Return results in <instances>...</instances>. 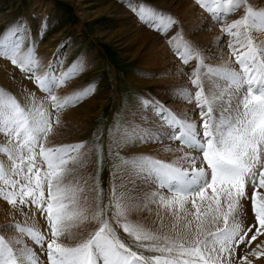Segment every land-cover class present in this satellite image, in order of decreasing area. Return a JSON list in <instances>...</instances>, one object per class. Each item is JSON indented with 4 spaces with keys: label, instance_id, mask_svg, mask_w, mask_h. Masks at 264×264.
<instances>
[{
    "label": "snow or ice",
    "instance_id": "snow-or-ice-1",
    "mask_svg": "<svg viewBox=\"0 0 264 264\" xmlns=\"http://www.w3.org/2000/svg\"><path fill=\"white\" fill-rule=\"evenodd\" d=\"M197 3L212 14L217 23L243 7L244 14L222 29L233 38L229 40V48L239 71L229 66L207 68L205 74L216 73L226 83L223 86L215 83L206 93L200 53L188 45L182 50L174 48L185 64L193 57L200 61L190 77L196 89L194 99L191 93L186 95L188 90L178 93L187 102L195 103L200 121L177 117L162 107L154 108L169 132L145 130L137 139L141 142L178 141L180 147L166 150L180 151L183 155L172 163L147 156L122 161L130 166L124 169L129 179L147 174L153 178L157 189L140 196L133 194V190L121 192L113 183L109 201L115 209L113 218L123 230L141 242L140 247L162 255L146 257L131 250L117 236L106 218V208L99 203L91 215V219L98 222L97 229L74 245L61 242V237L71 235L70 229L77 221L88 218L80 203V194L84 191L80 181L65 182L75 172L74 166L83 155L85 145L46 147L42 140H47L52 131L51 114L39 107L25 109L15 97L0 93V133L11 144L0 151L12 162L10 173L0 164V198L13 207L30 203L41 214L46 213L50 228L49 264H231L228 257L234 253V246L244 242L248 234H241L237 218L240 201L247 198L248 183L254 189L251 208L259 227L247 243L264 235V49L257 48L251 38L253 30L264 31V11H255L247 0H197ZM221 9L224 14L218 15ZM133 10L141 22L161 34L166 35L175 24L172 17L143 5ZM175 39L177 37L169 40V44ZM237 45L243 50H238ZM21 48L20 41H10L6 34L0 38V57L10 59L21 71L33 73L29 78L49 96L57 113L56 123H59L61 110L79 103L91 94L90 89L94 91V86H89L82 93L61 100L52 94L53 90L74 78L83 65H73L61 77L51 69L41 77L35 75L39 62L34 49L29 47L22 56ZM142 103L151 107L148 101ZM122 138H127V130ZM41 162L45 170L38 166ZM113 177L115 180L116 173ZM163 189H167V195ZM99 193L97 181L98 202L102 199ZM151 204L175 217L174 235H160L126 219L121 223L120 218L126 217L129 211L148 208ZM188 204L190 210L186 208ZM14 227L44 249L46 238L38 229L20 224ZM251 230L249 227L248 231ZM13 243L19 245L21 241H7L0 236V264H26V261L39 264L34 252L14 249ZM257 248L260 250H253L249 255L264 256V247L258 244ZM242 260L247 261V257Z\"/></svg>",
    "mask_w": 264,
    "mask_h": 264
},
{
    "label": "rangeland",
    "instance_id": "rangeland-1",
    "mask_svg": "<svg viewBox=\"0 0 264 264\" xmlns=\"http://www.w3.org/2000/svg\"><path fill=\"white\" fill-rule=\"evenodd\" d=\"M107 1L125 10L130 15V18H134L138 24L141 23L140 25L145 28L147 32L149 30L157 34L162 39V41L167 40V38L172 39L170 35H173L175 37H177L178 35V38L173 40L171 45L169 44L168 40L166 41V44H168L169 46V54H172V57H174V59L178 61L185 70H188V72L186 71L185 74L189 78L190 83L188 81L189 88H185V90H188L186 95L191 93L194 99V93L196 89L193 88L192 80L190 77H192V74L197 69V65L198 63H200V61L193 57L189 59V62L187 64H185L174 51V48L176 47H180L182 50L184 45H188L191 49L200 53L201 57L203 58L201 78L206 93L209 91V89L215 87V83H219L222 86L226 83L225 81L220 79V77L216 73L205 74L207 68H221L225 66V63L220 65L216 64L215 61H213L212 63L208 60V57L205 56V53L207 52L205 48L199 46L200 44H196V41L191 39L188 33H184L183 27L184 29H186L187 27L183 25V23L181 22V16L177 12H174L172 7H167L157 0ZM92 2V0H80V3L82 5H88ZM189 2L193 3L194 6L201 10L208 21L216 28V30L219 31L217 32L219 33V36H221V48L225 51L227 57L229 56L228 61H230V63L228 62L227 66L233 67L236 70V66H234V64L232 63L234 62L235 56L232 54V50L229 48V41L227 40V38H233L230 36L227 37L228 34H226L222 29L224 26L231 24L234 20L239 19L244 14L243 7L231 14H228L226 18L217 23L212 14L202 8L197 3V0H189ZM247 2L254 8L255 11H264V6L259 5L254 0H248ZM141 5L146 8L156 10L162 14H166L167 16H170L174 19L175 24L169 28L166 35L161 34V32L155 30L153 27L141 22V20L133 10L138 9ZM97 8L98 7L91 6L89 8H86V10L93 14L97 12ZM33 9L44 13L43 18L41 19L35 14L30 13ZM223 14V9H221L218 15ZM122 26L125 27V25H123V20H119L114 15L108 16V14L102 15L100 17L98 16L91 21H87L82 15L80 7L73 0H0V38L4 37L6 34L7 37L11 39L10 41H20L22 44V56L26 55L27 49L29 47L34 49L35 59L39 62L38 66L35 68V75L43 77L48 74L51 69V71L55 72L57 77H61V75L73 65H83L84 68L82 67L83 69L81 71H78L74 78L69 79L66 84L55 88L52 93L53 95H56L58 98L63 100L64 98H71V95H73V93H82L85 88L94 86V91L90 89V95L93 96L94 101H92L89 105L86 104V100L91 97L87 95L88 97H84L82 100H80L79 103L75 104L74 106H70L61 110L69 111L82 105L84 109L88 108L89 111H91L93 110L91 106L94 104H96L95 109L98 110V112L94 114L95 116H93L92 113L89 115L86 120V128L83 126V131H81V129H78L77 131V134L80 136V140H83L81 142L85 145V148L88 152V158L91 163L90 171L92 170L93 173L92 174L90 172L92 175L90 176L91 195L86 199V208L83 207L84 209H86L85 214L88 218L81 222L77 221L70 229L71 235L61 237V242L68 245H74L78 241L87 238L90 233L94 232L97 229L98 222L96 220H92L91 215L96 211L99 203L101 206H104L106 208V218L109 220L113 229L116 231L117 236L128 247H130L131 250L136 251L138 254H141L143 256L152 257L162 254L153 252L146 247H140L139 244L141 242H137L132 236L126 233L123 228L117 223V220L113 218L114 207H112L109 203L113 189V184L111 185L112 181L110 180V177L111 175H113L115 170L118 169V167L121 168L122 166H124L122 161L128 160L126 153H124L123 150L121 151V149L117 145L119 141L118 137H120V134H122L121 130H124V127L128 120L134 118V123L137 122L138 119H136V115H131V111L133 109L139 111L142 109V111L140 112H142V114L145 113L144 115H148L150 114V112L154 114L152 110L157 107H162L166 110L169 109L171 113H177V110L173 108V101H177L178 103L185 102L187 103L186 105L193 104V108H195V111L193 113L194 117L198 116V109L196 108L194 102L190 103L182 99L178 95L179 91L177 90V88H164L162 91H160L158 90V88H153V85L144 87L139 83L133 84V82L131 83V81L128 80V78L131 76L132 78L137 80H148V82H150L154 80V77L150 74V72H147L146 66L139 64L138 61L130 60L128 56H123L122 51H130L131 46L133 45H131L130 42L121 44L122 40L119 36H116L118 35L117 32L121 30ZM181 31L184 33V35H182ZM98 32L114 34L115 36L111 40L112 42H106L103 40V38L97 36ZM259 34L262 35L261 32L258 33V30H253V32H251V38L257 48L264 49V42L262 44L261 42H258V39H256L257 35ZM127 47L129 48L127 49ZM236 47L240 51L243 50L242 48H240V45H237ZM56 58H58V61L55 60ZM2 60L7 62L11 68L17 71L20 78L29 84L33 99L23 101V98L21 99V97L15 90H11L10 87L4 85L1 82L0 93H3L5 96L11 95L12 97H15L18 103L25 109L37 107L43 108L47 113L51 114L52 127L56 128V119H54L56 113L55 109L52 106L49 96L37 86L33 79L29 78L33 75V73L21 71L20 68L13 65L11 60L8 58L0 57V61ZM162 77H164V75H160L159 78ZM73 84H75V86ZM137 84L140 86H138ZM160 94H164L165 96H162ZM36 97L41 98L40 100L42 101V104L35 103L34 98ZM142 101H148L151 107L145 106ZM171 104L172 106H169ZM33 105L35 107H33ZM148 121L149 122L147 124L149 129H155L157 126H159L156 125V121L154 120ZM51 136H53V133L49 134L47 140H42V143H44L46 147L54 143V139ZM141 146L145 147L149 146V144H138L137 147ZM5 147H11V144L9 142V139L4 136L3 133H0V148ZM134 148L135 147H130L128 150ZM139 155L137 154L136 156L142 157L143 154L139 153ZM5 159L7 161L6 164H8V168H6L7 166L5 165ZM8 159L9 158L7 154L0 151V164H2L5 169L9 170L10 173V166H12V162L10 163L11 160ZM97 181L99 182V194L102 198L99 202L97 201ZM0 184H2V182H0ZM253 190L254 189L251 183L246 184L247 198H242V200L240 201V207L242 209L249 206V213L252 220V230L248 231L249 225L248 223H246L248 227L243 232H247L248 234L247 236H245L244 242H241L238 245L234 246L235 252L239 249H241L240 251L247 250V248L251 246L250 244L254 243L253 241L258 240H252L250 244L247 243V241L251 240V236L255 234L256 228L259 227V224L258 222H256L254 213L251 208V194ZM162 191H164V193L167 195L166 189H163ZM0 202L5 204L6 206H9V204L3 198H0ZM18 207L23 212H28L29 210L33 209L38 213L39 217L41 216L40 218L43 222V227L42 231L40 232L46 238L43 250H41V248L37 244L29 239L27 235L21 234L17 230L16 233L23 236V239H25L30 248H28V251H32L35 253L36 257L39 260V264H49L47 259V240L50 239V228L46 220V213L41 214L36 209V207L34 205H31L30 203L28 204V206L18 205ZM186 208L190 210L191 205L188 204ZM22 222L24 221L22 220L20 221V223L12 222L11 224L13 225V228H15L14 225L16 224L30 227L27 223ZM163 223H165V221H163ZM83 229L85 230V232H83ZM243 229L244 228H242V230ZM243 232L241 234H243ZM5 233L6 232L4 230V225H0V236H3L5 240L8 241V237ZM159 233L163 234L162 229L159 231ZM172 233L174 234V232ZM142 243L148 244L149 242ZM11 246L14 249L22 248L21 245L20 247L19 245L15 246L14 244H12ZM238 253L239 252L232 254L233 258L236 257V254ZM263 258L264 257H260L259 260L263 261ZM235 264H242V256L240 257V259L236 260Z\"/></svg>",
    "mask_w": 264,
    "mask_h": 264
},
{
    "label": "bare ground",
    "instance_id": "bare-ground-1",
    "mask_svg": "<svg viewBox=\"0 0 264 264\" xmlns=\"http://www.w3.org/2000/svg\"><path fill=\"white\" fill-rule=\"evenodd\" d=\"M73 1H75V3L80 7L82 15L87 21H91L94 18L98 16L100 17L105 14H108V16L114 15L119 20H123V25H125V27L122 26L121 30L117 32L118 35L116 36H119L120 39L122 40L121 44L130 42V44L133 45L131 46L132 50L131 49L130 51L128 50L129 53L126 50L122 51L123 56H128L130 60L138 61L139 64L146 66L147 72H150V74L153 75L154 77V80L148 82V80H137L130 76L128 80H130L131 83L132 82L133 84L139 83L143 85L144 87L153 85V88L155 89L158 88V90L160 91H162L164 88H177V90L180 92V90H185V88L187 89L189 88V84H188L189 78L185 74L186 71L188 72V70H185L184 67H182V65H180L179 62L174 59V57H172L173 55L169 54L168 52L169 46L168 44H166L167 43L166 41L167 40L169 41V39L171 38H167V40L162 41V39L157 34L149 30L147 32L146 29L140 25L141 23L138 24L134 18H130L129 17L130 15L125 10L121 9L120 7L112 4L111 2L107 0H92L93 2L88 5H82L80 3V0H73ZM157 1H159L161 4L167 7H172L174 12H177L181 16V22L183 23L184 26L187 27L186 29H184L183 27L184 33H188L190 35V38L196 41V44L198 45L200 44L199 46L205 48V50L207 51L205 53V56L208 57L209 61H211L212 63L213 61H215L216 64H220V65L225 63V66L228 65V62L230 63V61H228L229 56L227 57V55L225 54V51L221 48L222 43L220 40L221 36H219V33H218L219 31L216 30V28L208 21V19L205 17L202 11L199 10L196 6H194L193 3L189 2V0H157ZM254 1L261 6H264V0H254ZM91 6L98 7L97 12L91 14L90 12L86 10V8H89ZM30 13L35 14L41 19L43 18V14H44V13H41L40 11H37L36 9H33ZM259 32H261L262 35L260 34L257 35L256 39H258V42H261L263 44L264 32L258 30V33ZM181 33L182 35H184L182 31ZM97 36H99L100 38H103V40L106 42L107 41L110 42L115 35L107 34L104 32H98ZM170 36L172 38L175 37L173 35H170ZM227 37H229V35H227ZM177 38H178V35H177ZM8 39L11 40L10 38ZM227 40L229 41L230 39L227 38ZM128 48L129 47H127V49ZM3 60L0 61V82L10 87L11 90H15L19 94L21 99L23 98V101H27L28 99H33L29 84L25 82L23 79H21L17 71L11 68L8 65V63ZM55 60L58 61V58H56ZM160 75L161 76L164 75V77L159 78ZM73 85L75 86V84ZM77 94L79 93L77 92ZM77 94L73 93V95L71 96L73 97L74 95H77ZM160 95L165 96L164 94H160ZM89 97L91 98H88V100H86L87 105H89L92 101H94L93 96L89 95ZM40 99L41 98L39 97L34 98L35 103L36 104L41 103L42 101ZM173 102H174L173 108L177 110V113H174V112L173 113L177 117H181V118L187 117V118L193 119L196 122L200 121L199 114L196 117L193 116V113L195 111L194 110L195 108H193L194 106L193 104L186 105L187 103L185 102H180V103H178L177 101H173ZM95 106L96 104L91 106V108L93 109L91 111H89L88 108L84 109L82 105H80L78 108L76 107L69 111H60L58 113L59 123H55L56 128L52 127V132H51L53 133V136L51 137H53L54 143L48 147L83 144L81 142L83 140H80V136L77 134V131L78 129H81V131H83V128L87 126L86 120L89 117V115L92 113V115L95 116L94 114L98 112V110L95 109L96 108ZM169 106H172V104ZM33 107L35 106L33 105ZM133 110L131 111V115H136V119L138 120L135 123H138L139 125L134 123L133 121L134 118L128 120L126 122L124 130L123 129L121 130L122 134H120V137H118L119 141L117 144L119 148L121 149V151L123 150L124 153H126L128 160H134L136 159L137 154L139 155V153H142L143 154L142 157L147 156V157H152L156 160H159L165 163H172L176 161L179 156L183 155V152H180V151L166 150L169 148L176 149L180 147L178 141H168L164 139L161 142H141L140 140H138L137 137L139 135H141L145 130L151 129V128L150 129L148 128V124H147L149 122L148 120H152V121L154 120L156 121V125H159L155 129H151V130L158 131L161 133H167L169 131L167 127L163 126V124L160 123L161 117H158L154 113L153 110L152 112L154 114H152L149 111L150 114L148 115H144L145 113L142 114V112H140L142 111V109L140 111L139 110L133 111ZM56 116H57V113H55L54 119L56 118ZM125 129L127 130V138H122L125 135V131H126ZM146 143H148L149 146L137 147L138 144L141 145V144H146ZM130 147H135V148L128 150ZM38 150L39 149L37 148V151ZM187 151L188 149H184V152H187ZM82 152H83V155L80 157L79 161L74 166L75 172L69 175L66 178L65 182L67 183V181H75V180L80 181V184L84 189V191L80 194L81 195L80 203L82 207L86 208L85 207L86 199L89 198L91 195V190H90V184H91L90 178L91 177L90 176H92L91 175L92 170L90 171L91 163L88 158V152L86 148H84ZM6 162L7 161L5 159V165L7 166L6 168H8V164H6ZM38 166L41 167L42 170H45L46 168V166H44L42 162L39 163ZM126 167L130 169V166L124 165L121 168L119 167L120 171L115 170L114 172L116 173L115 180H114L113 175H111L110 177V180L112 181L111 185L113 183L117 184L119 186V191L126 192L129 190H133V194L142 196L143 193H150L157 189V185H155V183L153 182V178L148 177L147 174H142L140 175V177L132 176L131 179H129L128 175L124 172V169ZM121 177H123V180L121 179ZM85 180L87 181V183H84ZM247 205H248V202H247ZM40 217L38 213L33 209L29 210L28 212H23L18 206L17 207H13L10 205L6 206L5 204L0 202V225H4V230L6 232L5 234L8 237V241L20 240L21 243L19 244V247L21 245L22 248H26L27 251L30 249L27 242L25 241V239H23L22 235L16 233V229L13 228V225L11 223L12 222L20 223V221L23 220L24 222L22 223H27L30 227H33L35 229H38L39 231H42L43 222ZM237 218H238V223L241 226V229L244 228L242 232L245 231L248 225L249 227L252 228V223H251L252 220H251V216L249 213V206L243 209L239 206L237 210ZM125 219L130 223L139 224L145 229H148L153 232H157L160 235H168V236L174 235L172 233L174 232L172 229V225L176 223L175 217H173L166 210L159 208L155 204L149 205L148 208L133 209L127 213L126 217L120 218L122 222H124ZM163 221H165V223H163ZM246 223H248V225ZM250 223H251V226H250ZM161 229L163 231V234L159 233ZM77 232H80V231H77ZM83 232H85V230ZM257 239L258 240L253 241L254 243L250 244L251 246L249 247L247 246L248 247L247 250H243V251H240L241 249L237 250L236 252H239V253L236 254L237 255L236 257L233 258L232 255L228 257L231 260V264H235L236 260L240 259L241 256L242 258L247 257V261L242 260V264H248V262H250V264H264V260L263 261L259 260L260 257H264V256H260L259 258H257L254 255H249V253H251L253 250H256V251L260 250L259 248H257L258 244H260L261 247H264V235L257 236ZM13 244L15 246L17 245L15 243ZM29 252H32V251H29ZM236 252L234 251V253ZM26 264H27V261H26Z\"/></svg>",
    "mask_w": 264,
    "mask_h": 264
}]
</instances>
